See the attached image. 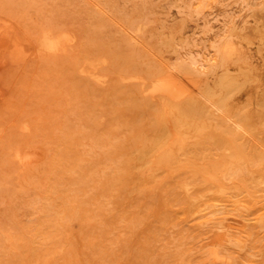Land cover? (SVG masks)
I'll list each match as a JSON object with an SVG mask.
<instances>
[{
    "label": "rangeland",
    "instance_id": "374dc122",
    "mask_svg": "<svg viewBox=\"0 0 264 264\" xmlns=\"http://www.w3.org/2000/svg\"><path fill=\"white\" fill-rule=\"evenodd\" d=\"M263 106L264 0H0V264H264Z\"/></svg>",
    "mask_w": 264,
    "mask_h": 264
},
{
    "label": "bare ground",
    "instance_id": "6f19581e",
    "mask_svg": "<svg viewBox=\"0 0 264 264\" xmlns=\"http://www.w3.org/2000/svg\"><path fill=\"white\" fill-rule=\"evenodd\" d=\"M52 34V33H51ZM55 35H57V34H55ZM44 36V35H43ZM46 36V35H45ZM53 37V36H52ZM57 37V36H56ZM263 37V36H262ZM54 38V37H53ZM58 38V37H57ZM60 38H62V37H60ZM44 39V38H43ZM49 40V39H48ZM64 41L66 40V37H65V39H63ZM55 41V40H54ZM38 42V41H37ZM39 43V42H38ZM48 43V42H47ZM55 43V42H54ZM60 43H64L63 41H61ZM51 44H53V43H51ZM56 44V43H55ZM51 46H53V45H51ZM55 46H58V45H54L53 47H55ZM64 46V45H63ZM52 47V48H53ZM62 47V46H61ZM224 47V46H223ZM228 47V46H227ZM232 47V46H231ZM55 48H57V47H55ZM235 48V47H234ZM51 49V48H50ZM57 49H60L61 50V48H57ZM56 49V50H57ZM228 50V49H227ZM48 51V50H47ZM54 52V51H53ZM60 52V51H59ZM233 53V52H232ZM226 54V53H225ZM230 55V54H229ZM228 55V56H229ZM229 60V59H228ZM241 73V72H240ZM248 74V73H247ZM245 75V74H244ZM243 75V76H244ZM251 75V74H250ZM242 76V75H241ZM240 76V77H241ZM249 76V75H248ZM249 78V77H248ZM251 78H252V76H251ZM255 78V77H254ZM224 79V78H223ZM246 80V79H245ZM255 80H253L252 82H254ZM229 82V81H228ZM174 83V82H173ZM172 82H168V81H163V82H160L158 85V89L159 90H161L162 92H163V94H165L166 96H168V92H170V93H172V94H170L171 95V97H172V95H174V96H176V92L178 93H182V92H180L179 90L178 91H176V89H177V86H178V83H177V86L176 85H174ZM238 83H239V81H238ZM242 84V83H241ZM172 85H174L173 87H175L176 89H175V93L174 92H171V91H173V88H172ZM179 86H180V84H179ZM220 86H222V85H220ZM231 86V85H230ZM243 86V85H242ZM249 86V85H248ZM181 87V86H180ZM180 87H178V88H180ZM208 87V86H207ZM235 87H237V86H235ZM239 87V86H238ZM237 87V88H238ZM244 87V86H243ZM222 89H223V87H222ZM227 89H229V87L227 88ZM224 90V89H223ZM230 91H231V89H229ZM225 91H226V89H225ZM228 91V90H227ZM229 91V92H230ZM174 93V94H173ZM225 93H227V92H225ZM213 94V93H212ZM178 95V94H177ZM208 95V94H207ZM210 95H211V93H210ZM260 95V94H259ZM173 96V97H174ZM170 97V96H169ZM259 97V96H258ZM197 103V102H196ZM198 104V103H197ZM197 107V106H196ZM264 107V106H263ZM193 109V108H192ZM263 109V108H262ZM189 110V109H188ZM264 110V109H263ZM185 111H187V109L185 110ZM190 111V110H189ZM209 111V110H208ZM179 112V111H178ZM190 112H192V111H190ZM189 112V113H190ZM184 113H187V112H184ZM181 114V113H180ZM199 114V113H198ZM201 114V113H200ZM258 114V113H257ZM183 115H185V114H183ZM213 115V114H212ZM188 116H190V115H188ZM157 117V116H156ZM155 117V118H156ZM184 118H186V117H184ZM192 118H195L194 116L192 117ZM200 118V117H199ZM210 118V121H211V117H209ZM209 118L207 119V121L209 120ZM176 119V118H175ZM174 119V120H175ZM204 119V118H203ZM256 119H258V118H256ZM158 120V119H157ZM193 120V119H192ZM200 120V119H199ZM155 121V120H154ZM194 121V120H193ZM119 122H120V120H119ZM176 122V121H175ZM214 123V122H213ZM117 124V123H116ZM178 124V123H177ZM215 124V123H214ZM161 125H162V123H161ZM176 125V124H175ZM182 125V124H181ZM181 125H178V126H181ZM183 125H185V124H183ZM182 125V126H183ZM193 125V124H192ZM19 126V125H18ZM171 127H172V125H170ZM186 126V125H185ZM184 126V128H186ZM190 126V125H189ZM195 126V125H194ZM193 126V127H194ZM197 126V125H196ZM150 127V126H149ZM188 127V126H187ZM191 128H190V130L192 129V126H190ZM198 127V126H197ZM218 127V126H217ZM28 128V127H27ZM178 128V127H177ZM111 129V128H110ZM180 129V128H179ZM188 129H189V127H188ZM219 129V128H218ZM189 130V131H190ZM214 130V129H213ZM162 131V130H161ZM175 131V130H174ZM177 131V130H176ZM181 131V130H180ZM180 131H178V133L180 132ZM194 131H196V132H199V131H202V129L200 128V130L197 128V130H196V128H195V130H192V132H194ZM121 132H123V131H121ZM141 132V131H140ZM145 132V131H144ZM185 132H187V131H185ZM191 132V131H190ZM191 132V133H192ZM203 132V131H202ZM25 133V132H24ZM171 133V132H170ZM172 133H174V132H172ZM177 133V134H178ZM27 134V133H26ZM166 134V133H165ZM165 134L164 135H162V137L161 136H159L160 138H164V136H165ZM168 135V134H167ZM183 135V134H182ZM181 135V136H182ZM155 136H157V135H155ZM155 136H154V138H155ZM172 136V135H171ZM169 137V136H168ZM176 137V136H175ZM144 138H145V136H144ZM184 138V137H183ZM105 139V138H104ZM153 139V138H152ZM166 138H164V140H165ZM193 139V138H192ZM208 139H209V137H208ZM137 140V139H136ZM159 140V139H158ZM186 140V139H185ZM196 140V139H195ZM207 140V139H206ZM151 141H154V140H151ZM162 141H163V139H162ZM167 141H168V139H167ZM175 141V140H174ZM199 141V140H198ZM211 141V140H210ZM112 142V141H111ZM110 142V143H111ZM201 142V141H200ZM206 142L207 141H205L204 143H205V145H206ZM217 141H215V143H216ZM69 143V142H68ZM144 143V142H143ZM179 143V142H178ZM160 144V143H159ZM186 144V143H185ZM188 144V143H187ZM208 144V143H207ZM213 144V143H212ZM211 144V145H212ZM246 144V143H245ZM178 145V144H177ZM209 145V144H208ZM214 145V144H213ZM220 145V144H219ZM23 146V145H22ZM152 146H153V143H152ZM151 146V147H152ZM192 146V145H191ZM115 147V146H114ZM135 147V146H134ZM199 147H201V146H199ZM203 147V146H202ZM207 147V146H206ZM210 147H212V146H210ZM153 148H155V147H153ZM152 148V149H153ZM204 148V147H203ZM214 148V147H213ZM227 148V147H226ZM225 148V149H226ZM27 149V148H26ZM156 149V148H155ZM165 149V148H164ZM173 149V148H172ZM224 149V150H225ZM65 150H66V148H65ZM70 150V149H69ZM111 150H112V148H111ZM189 150V149H188ZM208 150H209V148H208ZM153 151V150H152ZM158 151V150H157ZM166 151V150H165ZM191 151V150H190ZM200 151H201V149H200ZM207 151V150H206ZM230 151V150H229ZM16 152H18V150L16 151ZM23 153H21V154H24L25 152H28V151H22ZM32 151H30V153H31ZM156 152V151H155ZM209 151H207V153H208ZM221 152V151H220ZM225 152V151H224ZM29 153V152H28ZM58 153H59V151H58ZM94 153V152H93ZM122 153V152H121ZM158 153V152H157ZM174 153V152H173ZM176 153H178V152H176ZM202 153V152H201ZM204 153H206V152H204ZM211 152H209V154H210ZM107 154H109V153H107ZM106 154V155H107ZM118 154V153H117ZM123 154V153H122ZM155 154V153H154ZM224 154H226V153H224ZM74 155V154H73ZM115 155V154H114ZM168 155V154H167ZM208 155V154H207ZM220 155V154H219ZM14 156V155H13ZM16 156V155H15ZM32 156V155H31ZM111 156V155H110ZM150 156V155H149ZM153 156H155V155H153ZM152 156V157H153ZM206 156V155H205ZM228 156V155H227ZM41 157V156H40ZM59 157V156H58ZM57 157V158H58ZM192 157V156H191ZM232 157V156H231ZM16 158L17 157H15L14 158V160L16 161ZM113 158V157H112ZM112 158H110V159H112ZM156 158V157H155ZM13 159V158H12ZM30 159H31V157H30ZM35 159V158H34ZM42 158H40V160H41ZM175 159V158H174ZM180 159H182V158H180ZM187 159V158H186ZM155 160V159H154ZM185 160V159H184ZM196 160V159H195ZM211 160V159H210ZM217 160H219V159H217ZM183 161V160H182ZM181 161V162H182ZM198 161V160H197ZM205 161V160H204ZM242 161V160H241ZM36 162H38L37 160H36ZM148 162V161H147ZM146 162V163H147ZM206 162V161H205ZM214 162V161H213ZM212 162V163H213ZM217 162V161H216ZM28 163V162H27ZM31 163V162H30ZM65 164H66V162H64ZM89 163H91V162H89ZM207 163V162H206ZM18 164H19V161H18ZM26 164V163H25ZM34 164H36V163H34ZM73 164V163H72ZM162 164V163H161ZM196 164H198V163H196ZM205 164V163H204ZM218 164V163H217ZM227 164V163H226ZM22 165H24V164H22ZM27 165V164H26ZM153 165V164H152ZM29 166L30 165H28V166H26L27 168H28V170H29ZM161 166V165H160ZM168 166V165H167ZM209 166H210V164H209ZM230 166V165H229ZM19 167H21V166H19ZM24 167H25V165H24ZM26 167H25V169H26ZM31 167V166H30ZM33 167V166H32ZM169 167V166H168ZM222 167V166H221ZM22 168H23V166H22ZM45 168V167H44ZM78 168H80V167H78ZM172 168V167H171ZM169 169V168H168ZM230 169H231V167H230ZM22 170V169H21ZM27 170V169H26ZM181 170V169H180ZM183 170V169H182ZM205 170V169H204ZM25 170L23 169V172H24ZM49 171V170H48ZM166 171V170H165ZM22 172V171H21ZM72 172V171H71ZM74 172V171H73ZM72 172V173H73ZM76 172V171H75ZM171 172V171H170ZM206 172V171H205ZM139 173V172H138ZM155 173V172H154ZM209 173V172H208ZM16 174V173H15ZM23 174H26V172H24ZM23 174H21L20 173V175L22 176ZM70 174V173H69ZM132 174H134V173H132ZM210 174V173H209ZM212 175H213V173H211ZM17 175V174H16ZM27 175V174H26ZM118 175V174H117ZM128 175H129V173H128ZM128 175H125V176H128ZM169 175V174H168ZM233 175V174H232ZM170 176V175H169ZM173 176V175H172ZM204 176H206V175H204ZM220 176V175H219ZM251 176V175H250ZM11 177V176H10ZM18 177V176H17ZM23 177V176H22ZM22 177H21V179H22ZM217 177V176H216ZM2 178V177H1ZM27 178V177H26ZM54 178V177H53ZM57 178V177H56ZM65 178V177H64ZM67 178V177H66ZM126 178V177H125ZM139 178V177H138ZM218 178V177H217ZM8 179V178H7ZM48 179V178H47ZM60 179V178H59ZM120 179V178H119ZM127 179V181H129V179H128V177L126 178ZM168 179V178H167ZM221 179V178H220ZM232 179V178H231ZM6 180V179H5ZM218 180H219V178H218ZM233 180V179H232ZM245 180V179H244ZM17 181H18V178H17ZM207 181V180H206ZM210 181V180H209ZM212 181V180H211ZM255 181V180H254ZM66 182V181H65ZM227 182V181H226ZM234 182V181H233ZM252 182V181H251ZM67 183V182H66ZM129 183V182H128ZM126 184V182H125V185H128V187L127 188H129V187H131L130 186V184ZM213 183H214V181H213ZM245 183H247V182H245ZM121 184H124V183H121ZM219 184H221V183H219ZM219 184H217V185H219ZM239 184V183H238ZM124 185V186H125ZM132 185V184H131ZM222 185V184H221ZM29 186V185H28ZM33 186V185H32ZM122 186V185H121ZM241 186H243V185H241ZM246 187V186H245ZM16 188V187H15ZM20 189H21V187H19ZM18 188V189H19ZM244 188V187H243ZM17 188H16V190H18ZM32 189V188H31ZM134 189V188H133ZM15 190V191H16ZM254 190V189H253ZM23 191V190H22ZM123 191V190H122ZM244 191V190H243ZM255 191V190H254ZM257 191V190H256ZM245 192V191H244ZM110 193H111V191H110ZM120 192H118L117 194H119ZM123 193V192H122ZM126 193V192H125ZM113 194V193H112ZM115 194V193H114ZM124 194V193H123ZM127 194V193H126ZM111 195V194H110ZM249 195V194H248ZM115 196V195H114ZM126 197V196H125ZM117 199V198H116ZM112 200H114V199H112ZM120 200V199H119ZM136 200V202H138L137 201V199H135ZM262 200V199H261ZM71 201V200H70ZM91 201V200H90ZM118 201V200H117ZM121 201H122V199H121ZM121 201L120 202H118V203H121ZM115 202V201H114ZM117 203V202H116ZM137 204V203H136ZM59 205V204H58ZM67 206H68V204H67ZM129 206V205H128ZM136 206V205H135ZM114 207H116L115 205H114ZM130 207V206H129ZM64 208H67V207H64ZM128 208V207H127ZM25 209V208H24ZM130 209V208H129ZM149 208H147V210H148ZM24 212H27V211H24ZM119 212V211H118ZM117 212V213H118ZM141 212V211H140ZM148 212H150L149 210H148ZM164 213H165V211H164ZM25 214V213H24ZM127 214H129V213H127ZM127 214H126V216H127ZM139 214V213H138ZM143 214V213H142ZM121 215H122V213H121ZM131 215H132V213H131ZM162 215H163V213H162ZM167 215V214H166ZM165 215V216H166ZM123 216V215H122ZM5 217V216H4ZM75 217V216H74ZM168 217V216H167ZM64 220H66L65 219V217L63 216L62 217ZM128 218H130V217H128ZM114 219V218H113ZM127 219V218H126ZM149 219H150V217H149ZM161 219H162V217H161ZM164 219V218H163ZM163 219H162V221H163ZM166 219V218H165ZM116 220H118V219H116ZM143 220V219H142ZM70 221V220H69ZM106 222H108L107 220H105ZM113 221V220H112ZM112 221H111V223H112ZM166 221V220H165ZM105 222V223H106ZM169 222V221H168ZM93 223H97V222H93ZM155 223H158L157 221H155ZM167 223V222H166ZM74 224V223H73ZM79 224V223H78ZM118 224V223H117ZM22 225V224H21ZM96 225V224H95ZM115 225H116V223H115ZM153 225V224H152ZM76 226V225H75ZM81 226V225H80ZM155 226V225H154ZM166 226H167V224H166ZM20 227V226H19ZM77 227V226H76ZM21 228V234L20 235H17V234H13V233H10V232H3V233H1V238L4 240V241H7V242H10V246H12L11 248H14V249H16L17 248V246H19V247H23L24 248V250L22 251V254L24 253L26 256L27 255H31V254H33L35 251H38V249H40V247L38 246V245H36V243H37V239H36V235L37 234H39V232H41V230L40 229H38V228H36V224L35 223H30V224H25V225H23V226H21L20 227ZM78 228V227H77ZM84 228V227H83ZM113 228V227H112ZM115 228V227H114ZM144 228H145V225H144ZM80 229V228H79ZM95 229V228H94ZM107 229V228H106ZM153 229H154V227H153ZM68 230H69V227H68ZM73 229H71V231H72ZM104 230V229H103ZM110 230V232H111V229H109ZM150 230V229H149ZM123 231V230H122ZM134 231V230H133ZM157 231V230H156ZM97 232V231H96ZM117 232H120V231H117ZM107 233V232H106ZM106 233H105V237H106ZM97 234V233H96ZM29 235V236H28ZM119 235H120V233H119ZM144 235H146V234H144ZM143 235V236H144ZM68 236H69V234H67L66 235V237L68 238ZM95 236H97V235H94V237ZM154 236H155V234H154ZM102 237V236H101ZM109 237V236H108ZM120 237V236H119ZM63 238H65V237H62V239ZM118 237H116V239H117ZM151 238V237H150ZM187 238V237H186ZM131 239V238H130ZM152 239V238H151ZM74 240V239H73ZM118 240V239H117ZM66 241H67V239H66ZM103 241V240H102ZM95 242V241H94ZM120 243H121V241H120ZM84 244V243H83ZM100 244V243H99ZM107 244V243H106ZM128 244V243H127ZM182 244V243H181ZM61 246H63V244H60ZM68 245V244H67ZM70 245V244H69ZM108 245V244H107ZM56 246L57 245H55V248L54 249H52V253H50L51 255H52V260H53V252H57V251H59L60 250V246H58L57 248L58 249H56ZM64 248H65V246H63ZM6 248H9V247H6ZM64 248H62V249H64ZM68 249H69V247H67ZM110 248V247H109ZM73 249V248H72ZM77 249V248H76ZM181 249H183V248H181ZM208 249V248H207ZM17 250V249H16ZM78 250V249H77ZM124 250H125V248H124ZM211 250V249H210ZM209 250V251H210ZM65 251H66V249H65ZM64 250H62V252H61V250H60V254L62 255V253H64L65 252ZM134 251V250H133ZM212 251V250H211ZM68 252V251H67ZM74 252V251H73ZM169 252V251H168ZM173 252V251H172ZM218 252V251H217ZM40 254H38L37 256H38V259L40 260V261H46V263H48L49 264V262H47V260L49 259V255H46V254H44V253H41V252H39ZM133 253V252H132ZM206 253V252H205ZM212 255H215L214 254V252L212 251ZM76 254V252H74V255ZM209 254V253H208ZM56 255H57V253H56ZM208 256V255H207ZM216 256L218 257L219 255H218V253L216 254ZM215 256V257H216ZM221 256V255H220ZM220 256L218 257V258H220ZM71 257H72V254H71ZM213 257V256H212ZM66 258V257H65ZM68 258V257H67ZM7 258H4V261H2L1 263L2 264H12L10 261H8V259L6 260ZM14 259V258H13ZM51 259V258H50ZM213 259V258H212ZM51 260V261H52ZM50 261V262H51ZM204 261V260H203ZM209 261V260H208ZM179 262V261H178ZM190 262V261H189ZM222 262H225V260H224V258H223V261ZM227 262V261H226ZM146 263V262H145ZM14 264H20L18 261H16V263H14ZM178 264V263H177Z\"/></svg>",
    "mask_w": 264,
    "mask_h": 264
}]
</instances>
